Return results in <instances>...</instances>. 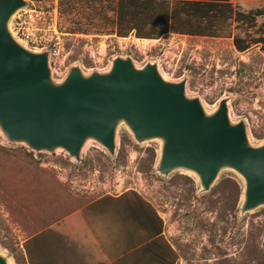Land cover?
Returning a JSON list of instances; mask_svg holds the SVG:
<instances>
[{
	"label": "rangeland",
	"instance_id": "rangeland-1",
	"mask_svg": "<svg viewBox=\"0 0 264 264\" xmlns=\"http://www.w3.org/2000/svg\"><path fill=\"white\" fill-rule=\"evenodd\" d=\"M26 1L27 6L11 21L13 34L29 10L40 11L49 20L56 7L59 50L51 59L54 77H62L72 65L84 72L106 70L116 56H129L138 66L157 60L166 79L186 77L187 95L199 97L207 111L228 97L231 119L246 123L253 145L264 142V50L252 44L239 52L232 43L233 36L257 37L256 28L245 29L232 22L226 28L228 34L218 37L172 32L155 39L132 33L117 37L99 34L107 28L100 17L107 11L97 15L82 1L75 2L69 12L61 11L59 0ZM262 3L242 6L246 10ZM262 21L257 18V25ZM72 28L80 31L72 33ZM159 148L157 140L137 143L121 125L114 154L89 141L77 162L62 151L33 152L0 135V250L10 264H23L17 246L23 228L14 225L12 216L15 199L22 194L13 190H75L79 194L73 197L75 203L105 191L139 190L159 204L179 264H264V205L240 213V176L222 170L210 190L200 192L191 172L177 170L162 176L155 171Z\"/></svg>",
	"mask_w": 264,
	"mask_h": 264
},
{
	"label": "water",
	"instance_id": "water-1",
	"mask_svg": "<svg viewBox=\"0 0 264 264\" xmlns=\"http://www.w3.org/2000/svg\"><path fill=\"white\" fill-rule=\"evenodd\" d=\"M26 0H0V135L33 152H64L79 162L87 142L114 154L123 125L137 143L160 142L155 171L193 173L207 192L222 170L243 181L240 213L264 205V142L253 145L243 120L233 121L228 97L207 111L186 93V77L166 79L157 60L136 65L111 58L106 70L72 65L53 75L51 49H34L11 30ZM0 264H10L0 250Z\"/></svg>",
	"mask_w": 264,
	"mask_h": 264
},
{
	"label": "crops",
	"instance_id": "crops-1",
	"mask_svg": "<svg viewBox=\"0 0 264 264\" xmlns=\"http://www.w3.org/2000/svg\"><path fill=\"white\" fill-rule=\"evenodd\" d=\"M13 193L22 194L12 216L23 228L17 243L23 264H179L159 204L139 190L105 191L77 203L75 190Z\"/></svg>",
	"mask_w": 264,
	"mask_h": 264
},
{
	"label": "trees",
	"instance_id": "trees-1",
	"mask_svg": "<svg viewBox=\"0 0 264 264\" xmlns=\"http://www.w3.org/2000/svg\"><path fill=\"white\" fill-rule=\"evenodd\" d=\"M77 1L91 6L97 15L107 11L100 16L107 28L99 34L125 37L132 33L137 38L155 39L172 32L218 37L227 35L226 28L235 22L245 29L256 28L258 33L249 40L233 36L237 51L243 52L252 44H260L264 50V2L245 10L231 0H59L61 11H71ZM257 18H263L258 25Z\"/></svg>",
	"mask_w": 264,
	"mask_h": 264
},
{
	"label": "built area",
	"instance_id": "built-area-1",
	"mask_svg": "<svg viewBox=\"0 0 264 264\" xmlns=\"http://www.w3.org/2000/svg\"><path fill=\"white\" fill-rule=\"evenodd\" d=\"M26 14V13H25ZM43 13L29 10L24 18L17 22L18 27L14 32L15 37L34 49H51V59L58 54L59 31L57 26V10L53 9V15L46 20ZM37 20L41 24H37Z\"/></svg>",
	"mask_w": 264,
	"mask_h": 264
}]
</instances>
